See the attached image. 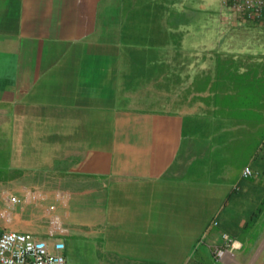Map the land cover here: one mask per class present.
I'll return each mask as SVG.
<instances>
[{
  "label": "crops",
  "instance_id": "crops-1",
  "mask_svg": "<svg viewBox=\"0 0 264 264\" xmlns=\"http://www.w3.org/2000/svg\"><path fill=\"white\" fill-rule=\"evenodd\" d=\"M263 202L264 16L0 0V234L63 240L66 264H206Z\"/></svg>",
  "mask_w": 264,
  "mask_h": 264
},
{
  "label": "built area",
  "instance_id": "built-area-1",
  "mask_svg": "<svg viewBox=\"0 0 264 264\" xmlns=\"http://www.w3.org/2000/svg\"><path fill=\"white\" fill-rule=\"evenodd\" d=\"M235 12L249 19L264 16V0H224ZM244 177L253 175V170L247 167ZM225 244L218 247L216 256L224 259L227 254H234L243 248V242L238 238L224 234ZM66 243L57 240L50 244L47 240L38 238L31 233L4 231L0 234V264H66Z\"/></svg>",
  "mask_w": 264,
  "mask_h": 264
},
{
  "label": "rangeland",
  "instance_id": "rangeland-1",
  "mask_svg": "<svg viewBox=\"0 0 264 264\" xmlns=\"http://www.w3.org/2000/svg\"><path fill=\"white\" fill-rule=\"evenodd\" d=\"M255 209V217L247 225L236 229L235 234L243 242V248L227 254L224 259L211 255L203 256L206 264H264V202ZM222 230L221 226L216 227Z\"/></svg>",
  "mask_w": 264,
  "mask_h": 264
},
{
  "label": "trees",
  "instance_id": "trees-1",
  "mask_svg": "<svg viewBox=\"0 0 264 264\" xmlns=\"http://www.w3.org/2000/svg\"><path fill=\"white\" fill-rule=\"evenodd\" d=\"M261 209V208H260Z\"/></svg>",
  "mask_w": 264,
  "mask_h": 264
}]
</instances>
